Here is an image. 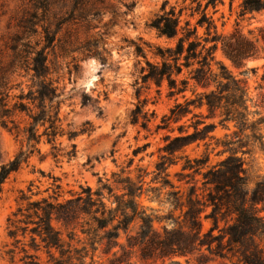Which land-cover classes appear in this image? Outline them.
<instances>
[{
  "label": "trees",
  "instance_id": "16d2710c",
  "mask_svg": "<svg viewBox=\"0 0 264 264\" xmlns=\"http://www.w3.org/2000/svg\"><path fill=\"white\" fill-rule=\"evenodd\" d=\"M53 0H32V12L21 19L17 26L20 33L8 46L9 54L0 49V125L16 138L21 137L27 149H22L9 161L0 165V193L2 185L10 174L16 172L34 152H39L37 145L44 141L51 146V155L57 159L62 155L56 140L66 136L72 141L78 135L93 131L90 122H84L78 129L65 130L60 116L63 92L51 78L52 68L48 50L53 49L59 27L51 29L49 24H40L43 14L39 9L48 11ZM72 8H89L84 16L95 10L93 0H71ZM190 15L198 14L194 24L182 18L184 7L176 10L163 1L160 11L146 26L155 32L164 44H150L145 50L140 44L134 45V53L144 59L140 79L143 84H154L157 92L165 84L166 96L174 100L168 114L163 115L156 129H165L163 153L155 163V178L162 175L158 188H151L155 193L151 199L160 196L161 189L170 187L166 193V202L180 215L170 211L166 215L148 213L139 199L144 193L142 176L133 179L123 170L111 174L109 179H98L96 188L80 186V192L68 198L59 199L60 195L41 197L31 200L22 191L17 209L7 218L8 235L17 242V233L29 234L31 254L23 247L25 264H41L37 252L44 249L48 264H84L89 249L93 252L104 245L102 254L105 262L99 264H135L136 257L142 264H182L176 257H187L198 253L203 257L202 248L210 254L213 244L218 247L219 240L227 236V241L239 246L242 264H264V177L255 181L252 189L246 188V168L242 155L249 153L255 145L264 151L261 126L264 124V73L258 84L257 94L252 97L246 81L241 77L246 70V63L264 54V0H241L238 19L253 20L256 25L245 33L236 21L227 33L217 30L209 7L215 9L222 0H192ZM62 23V22H60ZM38 26L41 31H38ZM202 29V33L198 29ZM39 35L34 43L30 38ZM88 55H93L104 62L106 59L97 46L87 44ZM150 55V56H148ZM8 57V60H5ZM238 70L235 74L225 63ZM16 76L28 81L26 88L23 81H15ZM14 90H18L14 93ZM189 93V94H187ZM96 104L97 100L87 93H82L81 104ZM190 115L189 123L177 124L183 117ZM142 106L137 104L131 111V121L137 123L139 117L148 119ZM217 126L228 131L222 137L211 134ZM192 131H188V128ZM177 133L171 134L174 130ZM214 140L212 149L224 156L211 162L209 154L201 157H186L182 170L192 173L182 177L201 175L204 194L197 193L195 184H190L186 193L175 189L166 178L168 166L176 164L174 154L185 146L199 141ZM207 146L210 143H206ZM137 148L134 153H137ZM68 158L75 156L76 145L70 144V150L63 152ZM142 169L138 168L140 172ZM193 180V178H190ZM186 183H189L188 181ZM56 188H59L56 185ZM158 193V194H157ZM107 202L109 205H107ZM207 206L211 211L206 214L212 225L202 230L200 215ZM224 212L234 215L231 224L223 228V233L214 235L218 228L217 214ZM86 217V218H85ZM181 218V219H180ZM53 221L59 224L55 226ZM168 222L169 228L162 224L160 230L154 222ZM78 229L84 238L78 235ZM222 230V229H219ZM121 234L124 242H121ZM66 237V238H65ZM116 249V250H114ZM13 258V250L6 252ZM57 253V255L55 254ZM197 264H211L209 260H196Z\"/></svg>",
  "mask_w": 264,
  "mask_h": 264
},
{
  "label": "rangeland",
  "instance_id": "374dc122",
  "mask_svg": "<svg viewBox=\"0 0 264 264\" xmlns=\"http://www.w3.org/2000/svg\"><path fill=\"white\" fill-rule=\"evenodd\" d=\"M163 1L165 0H93L90 3H93L96 8L85 17L82 16L89 8V4L86 7L73 9L71 0H53L45 13L39 9L38 13L43 14L44 18L40 24H49L51 29L59 27L54 48L48 50V56L52 68L51 78L63 92V103L60 109L62 127L65 130L78 129L88 121L93 131L89 135H78L72 141H68L66 136L59 137L56 145L61 149L62 155L57 159L51 155V146L42 137L37 145L39 152L34 151L27 161L5 180L0 193V264H25L27 259L24 257L23 247L29 253H34L29 245V234L23 236L21 232H18V242L8 235L7 218L21 202L22 205L24 204L19 200L21 191L31 200L41 197L52 198L55 194L60 195L59 199L68 198L73 193L80 192V186L88 185L94 189L99 178L102 181L109 179L111 182V174L123 170V175L129 173L133 179L141 174L144 193L139 201L147 208L148 213L166 215L172 211L174 216L180 215L178 209L174 210L173 206L165 201L166 193L173 190L172 188L168 186L162 188L159 198H150L155 194L151 188H158L162 183L161 174L154 180L155 163L163 153L161 148L165 144L164 135L170 133L165 129L157 130L156 126L161 123L163 115L168 114L174 100L166 96L165 84L158 93L154 84L141 82L140 71L145 66V62L141 56H136L133 45L140 44L148 50L144 42L164 44V40L157 38L155 32L146 26L160 11ZM166 1L167 8L174 6L178 10L184 7L182 18L189 19L191 24L195 23L198 14L190 15L191 8L195 6L192 0ZM240 2L241 0H222L215 9L208 8L207 14L212 17L219 32H229L236 21H239L245 33L256 25L253 20L238 19ZM32 10V0H0V49L4 55L10 53L8 46L20 33L18 22L27 17ZM37 28L41 31L40 26ZM198 32L201 34L202 29L199 28ZM38 39L39 35H33L30 38L32 43ZM87 44L91 47L97 46V50L102 52L106 60L102 62L93 55L85 56ZM5 60L7 61L8 57H5ZM224 63L238 74L239 71L232 68L228 60L224 59ZM241 70H246L241 77L246 81L250 95L254 97L258 92L256 87L262 83L264 54L248 61L246 67ZM14 78L17 82L23 81L22 87L26 88L28 84L26 78L19 76ZM17 92L18 90H14V93ZM84 92L92 100L98 101L101 108L100 114L97 113L96 104L93 101L90 105L81 104V95ZM137 104H140L146 112L145 118L148 121L145 127L142 126V122L145 121L143 117H139L137 123L131 121V111ZM262 113L264 115V110ZM189 117L190 115H187L179 123L171 126L175 128L177 124L182 123L187 125ZM188 131H192V128H188ZM175 133H177L176 129L171 134ZM225 133L228 131L217 126L211 134L222 137ZM261 133L264 141V124L261 126ZM205 142L210 143L207 149ZM205 142L191 143L174 154L176 164L168 166L166 170L168 176L163 177L175 186L174 190L179 189L186 193L188 186L195 184L197 193L206 192L203 191L201 175L192 176L191 174V176L182 177L180 174L192 173L191 170H182L186 157L191 159L201 157L204 152H207L210 161L215 162L224 156V154H216L220 148L212 149L214 140ZM71 143L76 145V154L68 158L63 152L70 150ZM137 148H139L138 152L134 153ZM20 149L24 151L27 149L22 138H16L0 125V165L11 160ZM238 155L245 160L246 188L250 190L256 180L264 177V151L260 146L255 145L249 153L242 155L238 152ZM138 168L142 170L138 172ZM187 181L189 183H186ZM56 185L59 188H56ZM107 205H109L108 202ZM210 211L211 206H207L200 215L203 231L212 225L211 219L205 217ZM224 211L225 208L217 214L218 228L213 230L214 235H222L223 228L231 224L234 219L233 214ZM53 224L59 226L55 221ZM162 224H166L169 228L172 226L165 221L154 222V226L159 230ZM77 232L80 238H84L79 229ZM120 241L124 242L123 234ZM219 244L218 247L216 243L213 244L211 254L202 248L203 257L194 253L175 259L182 264H197L198 259L209 260L211 264H242L238 245L228 242L227 236L221 238ZM87 248L89 251L84 264L90 262V255H92L88 245ZM103 248L104 245L98 246L93 252L92 264L105 262ZM9 249L13 250V258L6 253ZM37 254L41 264L49 263L44 249ZM132 261L135 264H142L136 257H133ZM156 264H160V261Z\"/></svg>",
  "mask_w": 264,
  "mask_h": 264
}]
</instances>
